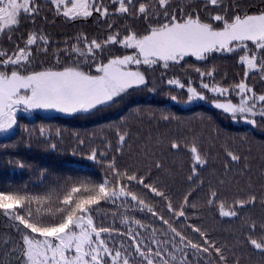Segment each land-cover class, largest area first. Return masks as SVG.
Wrapping results in <instances>:
<instances>
[{
	"label": "trees",
	"instance_id": "obj_1",
	"mask_svg": "<svg viewBox=\"0 0 264 264\" xmlns=\"http://www.w3.org/2000/svg\"><path fill=\"white\" fill-rule=\"evenodd\" d=\"M156 2L133 0L129 13L111 10L104 16L93 13L71 20L51 10L34 15L21 13L17 26L0 33V52L14 56L18 48L25 47L27 37L34 34L37 40L31 52L36 63L27 70L29 73L78 64L81 70L94 75L97 65L120 56L125 49L104 44L102 51L96 50L94 60L92 55L80 57L71 49L87 51L82 47L85 40L104 43L102 40L115 31L144 35L149 26L156 25V19L150 20L158 6ZM141 3L148 7L149 19L139 13ZM241 3L244 12L239 8ZM261 10L264 0H220L214 7L208 0H169L167 7L168 19L174 14L179 20L191 13L204 22L216 14L232 17L236 13L258 14ZM162 11L160 14L164 15L165 10ZM244 54L241 46L228 54L208 55L205 60L189 57L179 63L170 61L167 68L163 63L140 65L146 80L144 85L134 86L114 102L91 112L16 117L14 132L0 138V190L43 196L57 187L80 181L113 182L109 164L114 163L116 169L142 177L145 184L164 194L156 196L149 188L125 180L123 183L147 207L130 197H119L114 203L102 201L100 206H94L95 225L111 229V233H102V238L109 248L121 250L122 259L127 258L129 264H146L135 252L137 241L142 250L161 251L163 259L151 256L155 264H164V260L168 264H224L211 248L203 252L186 246L187 240H191L208 247L203 243L205 238L221 248L226 264H264V254L249 243L250 236L259 240L264 233V117L259 114L252 117L257 122L253 126L244 123L241 115L233 119L214 106L216 102L238 101L231 98L236 85L245 77L240 62ZM3 59L0 56V63ZM197 68L213 75L201 77ZM2 70L10 74L9 68ZM169 80H179L185 87L169 84ZM202 82L229 91L224 95L213 93L204 89ZM245 83L253 87L256 96L264 94L261 92L264 87L253 77ZM189 87L204 94L205 99L189 102ZM172 96L177 99L173 101ZM262 103L256 101V109ZM119 135L125 136L123 142ZM174 142L180 147L173 149ZM52 144L56 145L55 149L51 148ZM193 146L206 161L203 165L195 164L190 151ZM92 152L97 154L94 161L88 159ZM230 152L240 159L233 161ZM20 162L24 163L23 168ZM189 176L193 179L189 180ZM213 192L215 202L209 204ZM252 196L256 198L254 204L246 203L241 208L235 203L247 202ZM221 202L226 211L234 207L237 215L221 216ZM169 203L175 211L183 207L185 216L170 212ZM148 207L157 215L148 212ZM161 217L186 240L181 242ZM193 228L201 229L205 236ZM26 231L18 222L0 214V264H25L22 235Z\"/></svg>",
	"mask_w": 264,
	"mask_h": 264
},
{
	"label": "snow or ice",
	"instance_id": "obj_2",
	"mask_svg": "<svg viewBox=\"0 0 264 264\" xmlns=\"http://www.w3.org/2000/svg\"><path fill=\"white\" fill-rule=\"evenodd\" d=\"M68 2L69 0H52V3L57 5L58 11L60 5H65L63 10L65 17L86 18L92 15L93 10L101 11V8L96 7L89 0H70L71 7H66ZM114 2L119 3L118 11L121 14L129 13L133 5V0H114ZM157 2L159 8L165 10V17H169L167 12L169 0H157ZM208 3L217 6L220 0H208ZM138 11L142 17L148 18L149 9L144 3L139 5ZM34 12L32 0H0V33H3L5 29L11 31V26H17L21 13L29 15ZM102 14L106 15L107 9H103ZM131 14L134 15L135 12ZM212 21L219 23L214 25ZM221 24L222 27L219 26ZM36 40L37 37L30 34L25 47L18 48L13 57H7L6 53L0 52V56L5 57L2 61L5 68L9 65L13 66L9 69L10 75L5 71H0V133L13 129L16 124V110L19 106H22L25 112L54 110L59 113L75 114L88 113L98 109L99 106L114 102L116 97L127 92L128 89L146 83L145 76L140 71L129 70L128 65L131 63L139 65L143 62L145 65H155L162 61L163 66L167 68L170 61L179 63L187 56L195 57L196 60H205L208 54L213 52H232L234 43L243 46L245 41H251L255 48L264 54V10L258 14L236 13L232 17L216 14L211 16L207 22L191 13L185 14L180 20L175 15H171L168 22L150 27L147 34L142 36L135 33L126 34L123 40H120L118 36L109 35L104 43L85 40L87 51L78 47H73L71 51L80 57L92 55L94 60L96 50L102 51L104 44L119 43L137 52L135 56L114 57L107 63L97 65L95 69L97 75L81 70L78 65L65 66L62 70L46 69L29 73L20 62L28 60L30 55L28 46L36 43ZM240 60L249 70L258 68L257 57L254 53L251 54V58L249 55H241ZM259 69L264 73V59L259 63ZM196 71L201 77L213 75L212 72H201L199 68ZM247 75L248 72H245V76ZM168 83L176 84L180 88L185 87L179 80H169ZM202 87L220 95L229 91L228 88L210 87L209 84L203 82ZM236 87L240 93H253V95L250 98L241 95L238 104L226 101L216 102L214 106L225 114H229L233 119L240 114L245 117L246 123L255 126L257 122L249 117L257 114L264 117V103L259 112L256 111V100L264 102V94L257 97L253 89L243 82ZM187 96L189 102L205 99L204 94L192 87L187 89ZM171 99L175 101L177 97L172 96ZM119 140L123 142L125 136L119 135ZM171 147L177 149L180 145L174 142ZM51 148L55 149L56 145L52 144ZM190 151L196 165L206 163L195 146L191 147ZM96 155L92 152L88 159L94 161ZM228 155L233 161L240 159L231 152ZM19 166L23 168L25 165L20 162ZM156 166L160 167L159 164ZM109 168L113 171L114 183L108 180L99 184L80 181L64 188L57 187L43 196L20 194L18 191L5 193L0 190V214L18 222V225L23 226V230H27L22 235V259L25 260V264H129L127 258L122 259L121 250L109 248L105 239L102 238L101 234L111 233V229L103 226L98 228L95 225L93 213L97 211V208L94 206H100L102 201L114 203L119 197H130L132 201L147 207L145 201L123 183L125 180L149 188L156 196L164 194L155 187L145 184L142 177L116 169L114 163L109 164ZM195 171L193 168V175ZM192 179L193 177L189 176V180ZM215 197L216 193L213 192L212 199L208 201L209 204L215 202ZM255 200V196H252L247 202L240 200L235 203L243 208L246 203L254 204ZM184 203H188L187 197ZM147 210L153 216L157 215L151 207ZM168 210L178 217L185 216L183 207L175 211L169 203ZM219 214L234 217L237 211L234 207L226 211L224 203L221 202ZM161 219L163 220V217ZM163 223L169 225L170 231L175 233L181 242L186 240V237L171 226L168 220H163ZM252 227L254 229L255 225ZM192 230L205 236L199 228ZM203 243L208 247H202L191 240H187L186 246L203 252H208L211 248L226 264V257L221 248L207 238ZM249 243L254 249L264 254V233L261 234L259 240L250 236ZM135 252L146 261V264H155L151 258L152 255L163 259L160 250H156L155 253L151 249L142 250L139 241L135 242ZM164 264H168V261L164 260Z\"/></svg>",
	"mask_w": 264,
	"mask_h": 264
},
{
	"label": "rangeland",
	"instance_id": "obj_3",
	"mask_svg": "<svg viewBox=\"0 0 264 264\" xmlns=\"http://www.w3.org/2000/svg\"><path fill=\"white\" fill-rule=\"evenodd\" d=\"M89 2H90V3H94L96 7L101 8V11H100V12H97V11L93 10L92 14H93V13H99V14L103 15V14H102L103 9H107V14H108V12H110L111 10H114V11L117 12V11H118V8H119V3H118V2H114V0H89ZM247 2H248V1H247ZM156 3L158 4V2H156ZM249 3H252V2H249ZM242 4H243V3H241V4L239 5V8H240V9H241V5H242ZM32 6H33L34 9H35L34 14H38L39 12H42L43 10H51V11H53L54 13H60L61 15H63V10H64V8H65V5H60L59 11H58V7H57V5L54 4V3H52V0H32ZM66 7H71V2H70V0H69V2L66 4ZM162 10H163V9H162V8H159V5H158L157 8H156V10L153 11V15H152V18H150V20H151V19H152V20H155V19H156V22H155L156 25H153V26H151V27H156V26H158L160 23H162L163 21L167 22L168 17L166 18V17H164L163 14H160L161 12H163ZM118 12H119V11H118ZM241 12H244V11H242V9H241ZM34 14H30V15H34ZM107 14H106V15H107ZM63 16H64V15H63ZM103 16H104V15H103ZM64 17H65V16H64ZM65 18H66L67 20L75 19V18H70V17H65ZM78 18H80V17H78ZM148 19H149V17H148ZM180 19H181V18H180ZM180 19H179V20H180ZM165 22H163V23H165ZM11 27H12V26H11ZM221 27H222V26H221ZM5 30H8V29H5ZM147 32H148V31H147ZM145 34H147V33H145ZM110 35L118 36V38H119L120 40H123V38H124V36H125V35H123V34H121V33H119V32H116V31L113 32V33L110 34ZM108 36H109V35H107L106 38L102 40V42L106 41L107 38H108ZM140 36H142V35H140ZM108 44H109V45H114L115 48H116V47L119 48V47L116 46V45H119L120 47H123V46H122L121 44H119V43H117V44H110V43H108ZM34 45H35V43H34L33 45H31V46H28V52L30 53V55L28 56V60H27V61H25V60H21V62H20V64H21L23 67H26L27 70L32 68L33 63H36L35 59H33L32 52H31V50H35V48L33 47ZM82 47H85V48L87 49L86 44L83 45ZM233 47H234V50H233L232 52H235V50H236L237 48L241 47V45H240V44H235V43H234ZM242 47L245 49V54H244V55H249L250 58H251V54H253V53L256 54V57H257V63H258V68H257L256 70H249V69L247 68L246 65H244V64L241 63L242 66L244 67L245 72H248V75L245 76L244 79L242 78V82L245 83V81H247V80L251 79V77H253L254 80L257 82V84H258V82H260L261 85L264 87V73H262L261 70L259 69V63L261 62L262 59H264V54L261 53V50L256 49L255 46L252 44L251 41H245V42H243V46H242ZM59 49H60V51L62 52L61 48H59ZM123 49H125V52H122V54H121L120 56H115V57H121V58H122V57L125 56V55H130V56H135V55H137V52H136L135 49L125 48V47H123ZM228 53H231V52L220 51V52H213V53H210V54H208V55H211V54H218V55H221V54H228ZM189 57H191V58H193L194 60H196V58H195V57H192V56H187V57H185V58H189ZM112 58H114V57H112ZM110 59H111V58H110ZM196 61H200V60H196ZM107 62H108V61H107ZM107 62H106V63H107ZM240 62H241V60H240ZM161 63H163V62L161 61V62H159V63H157V64H161ZM76 65H78V64H75V65H72V66H76ZM140 65H143V66H151V65H145V64H143V62H141V64H139V65H137V64H135V63H131V64L128 65V68H129V70H131V71H140V72L143 74L144 72H143V69L141 68ZM155 65H156V64H155ZM78 66H79V65H78ZM12 67H13L12 65H9V66H8L9 69H11ZM3 68H5V66H3L2 63H0V71H4V70H2ZM62 69H63V68H62ZM62 69H59V70H62ZM97 74H98V73H96V74H94V75H97ZM9 75H10V74H9ZM245 84H246V83H245ZM246 85H247V84H246ZM247 86H248L249 88L253 89L252 86H250V85H247ZM133 88H134V87H133ZM130 89H131V88H130ZM128 90H129V89H128ZM128 90H127V92H128ZM261 90H262L261 92L264 93V89H261ZM253 92H254V89H253ZM125 93H126V92H125ZM125 93H122L121 95H123V94H125ZM254 94H255V93H254ZM121 95H120V96H121ZM234 95H235V96H234ZM234 95H232V98H231V99H238V101L236 102V104H238V103L240 102L241 95H245L246 98H250L253 94H252V93H246V94H244V93H240L239 89L236 88V90H235V92H234ZM255 95H256V94H255ZM258 96H259V95H258ZM258 96H257V97H258ZM118 97H119V96H118ZM256 101H259V100L257 99ZM249 103H251V99H249ZM256 111H257V113L259 112L258 109H256ZM36 113H38V114H40V115H56V114H57V115H60V116H68V115H70V114H65V113H59V112H56V111H54V110H32V111H29V112H25V111L22 110V106H19L18 109L16 110V117H18V116H25V117H27V118H31V117H33L34 114H36ZM237 115L240 116V114H237ZM242 117H243V119H245L244 116H242ZM249 118H252V117H249ZM244 121H245V120H244ZM244 123H246V122H244ZM14 130H15V125H14L13 129L9 130L8 132L0 133V138H5V137L11 135V134L14 132Z\"/></svg>",
	"mask_w": 264,
	"mask_h": 264
},
{
	"label": "water",
	"instance_id": "obj_4",
	"mask_svg": "<svg viewBox=\"0 0 264 264\" xmlns=\"http://www.w3.org/2000/svg\"><path fill=\"white\" fill-rule=\"evenodd\" d=\"M213 6V5H212Z\"/></svg>",
	"mask_w": 264,
	"mask_h": 264
}]
</instances>
